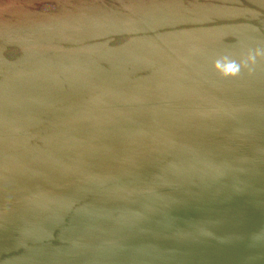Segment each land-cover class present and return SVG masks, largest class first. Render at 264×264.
I'll use <instances>...</instances> for the list:
<instances>
[{
    "label": "water",
    "instance_id": "1",
    "mask_svg": "<svg viewBox=\"0 0 264 264\" xmlns=\"http://www.w3.org/2000/svg\"><path fill=\"white\" fill-rule=\"evenodd\" d=\"M0 264H264V0H0Z\"/></svg>",
    "mask_w": 264,
    "mask_h": 264
}]
</instances>
